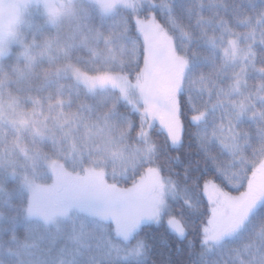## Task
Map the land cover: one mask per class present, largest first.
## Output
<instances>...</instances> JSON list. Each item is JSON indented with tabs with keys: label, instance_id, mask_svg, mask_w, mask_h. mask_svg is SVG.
<instances>
[{
	"label": "snow or ice",
	"instance_id": "1",
	"mask_svg": "<svg viewBox=\"0 0 264 264\" xmlns=\"http://www.w3.org/2000/svg\"><path fill=\"white\" fill-rule=\"evenodd\" d=\"M0 264H264V0H0Z\"/></svg>",
	"mask_w": 264,
	"mask_h": 264
}]
</instances>
